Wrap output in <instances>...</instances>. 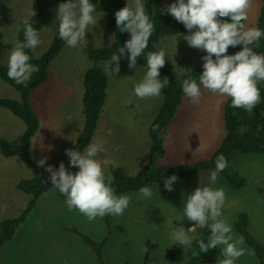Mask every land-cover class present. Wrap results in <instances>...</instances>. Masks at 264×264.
<instances>
[{
    "label": "rangeland",
    "instance_id": "1",
    "mask_svg": "<svg viewBox=\"0 0 264 264\" xmlns=\"http://www.w3.org/2000/svg\"><path fill=\"white\" fill-rule=\"evenodd\" d=\"M125 2L130 7L135 5V0ZM174 2L162 0L163 8ZM260 2L251 0L247 20L244 21L246 29L255 28ZM90 3L97 6L94 16L98 21L97 25L88 26L85 34L87 46L81 50L65 44L48 67L47 81L31 95L39 121L30 149V156L35 163L45 155L47 165L57 168L63 162L66 167L65 149H70L75 142L84 121L81 78L84 69L90 64L86 56L92 49L108 46L113 39L104 24V14L97 0H90ZM31 10H35V0H0V63L8 64L9 51L15 46L17 30L24 20L31 17ZM56 11L57 6L51 9L39 31L41 43L31 49L34 56H39L50 46L54 32L58 30ZM182 37L176 35L165 38L158 44V49L165 51V61L176 77L202 66L201 57L206 55L203 50L189 47ZM110 61L99 64L107 76V98L90 141L103 144L104 151L98 153L95 159L109 161L106 165L102 164L105 179L109 178L108 166L115 167L122 174L134 175L146 164L149 151L147 127L161 100L160 95L143 99L135 95L134 86L145 76L139 67L129 69L128 60L122 57L119 72L112 76L105 70ZM258 84L264 86V81ZM201 93L197 104L192 103L186 95L182 98L164 135L165 153L152 157L153 167L206 159L216 147L223 134L222 108L228 97L202 86ZM0 98L18 99V93L0 82ZM23 129L18 118L0 109V138L17 143ZM109 130L111 135L108 134ZM229 165L246 179V185L241 190L230 188L219 176L214 184L209 185V176L213 171L200 172L197 175L199 185L223 188L226 200L221 218L232 227L237 214L245 211L249 217L251 235L262 241L264 153L235 155ZM37 168L41 174L47 173L44 168ZM75 170L77 172L78 168L74 167V173ZM29 175L30 170L16 157L6 158L0 154V222L17 217L24 209L27 197L15 189V184ZM49 189L39 197L12 240L2 246L0 264H97L92 251L80 237L68 231L69 228L78 230L95 242L108 238L102 247L103 264H141V246L146 243L155 247L150 250L145 264H190L189 256L192 253L205 258L208 264H217V259L222 258L219 247L211 248L206 253L200 252L197 242L193 240V247L185 252L183 246L174 244L171 239L172 227L176 226L187 230L190 239L200 238L205 243L211 235V229L207 227H196L193 231L194 222L184 217L181 204L187 188L183 180L174 182L171 192L164 188V183L154 185L151 187L153 196L150 199H141L138 193L123 194L131 197L129 206L122 215L109 214L105 226L100 217L89 221L78 210L69 211L65 198L53 187ZM233 233L236 235L234 230ZM174 245L181 250L177 263L168 261V254ZM256 263V258L248 254L236 261V264Z\"/></svg>",
    "mask_w": 264,
    "mask_h": 264
},
{
    "label": "clouds",
    "instance_id": "2",
    "mask_svg": "<svg viewBox=\"0 0 264 264\" xmlns=\"http://www.w3.org/2000/svg\"><path fill=\"white\" fill-rule=\"evenodd\" d=\"M250 4L251 0H175L162 10L188 30V34L182 38L189 47L206 52V55L201 57L203 71L199 76V84L193 79H185L182 82V91L192 103H199L201 86L213 93L230 97L232 107L243 108L249 113L260 102L257 84L264 81V54H259L249 46L255 43L258 47L264 31L259 28L246 29L242 23L247 20ZM96 7L90 0H67L58 5L56 21L59 37L69 47L83 50L87 46L85 34L88 26H95L98 21L94 16ZM34 15L31 10L30 16ZM114 15L117 28L121 32H128L130 39L119 47L118 54H114L106 66V72L112 76L119 72V61L126 53L128 68H136L137 58L142 56L155 30L141 0H135L134 7L126 4ZM23 26L24 42L17 40L15 46L10 49L7 75L17 84L27 87L33 73L39 71V66L29 63L31 57L25 49H35L41 40L29 20H24ZM238 45H242L240 51L232 55L227 54L229 46ZM165 57L163 49L147 54L146 74L143 80L134 86L137 97H157L161 90L169 85L167 77L159 79V70L165 65ZM108 134L111 135V130ZM103 151L101 142L90 143L83 152L65 149L69 165L78 168L75 173L69 171L63 162H60L57 168L47 165L46 156L36 161L37 166L44 168L49 174L48 180L52 187L65 198L69 211L78 210L89 221L109 214L122 215L131 200L128 195L117 196L110 181L105 183L102 164L106 165L109 161L101 162L95 159L97 154ZM227 166L224 155H218L215 171L209 176V185L217 181L218 174ZM177 180L178 177L174 174L167 177L163 182L164 188L169 192L173 191V184ZM209 185L196 187L183 201L184 217L194 222L191 229H211L207 243L200 238L190 239L186 234L187 230L182 226L172 227L171 239L174 244L183 246L185 252L193 247V240L197 242L200 252L206 253L211 248L219 247L222 258L217 259V264H236L241 256L254 253L245 248L243 236L234 235L233 224L231 227L221 218V210L226 200L224 189H213ZM152 196L150 187L139 189V198L150 199ZM147 251L146 246H141L142 253Z\"/></svg>",
    "mask_w": 264,
    "mask_h": 264
},
{
    "label": "trees",
    "instance_id": "3",
    "mask_svg": "<svg viewBox=\"0 0 264 264\" xmlns=\"http://www.w3.org/2000/svg\"><path fill=\"white\" fill-rule=\"evenodd\" d=\"M260 1L261 5L257 13L255 28L264 31V0ZM63 2H67V0H35V15L27 20H29L39 33L42 25L49 17L51 9L56 6L58 7V5ZM141 2L144 5L146 14H148L150 20L154 24L155 29L149 38L147 48L142 53V56L137 58L136 66L146 74L147 54L149 52H158V44L163 39L187 34L188 30L170 14L162 12L164 9L162 0H141ZM97 3L104 14V24L111 32L113 39L108 46L92 49L86 56L90 64L88 68L84 69L81 78V103L84 121L79 132L80 134L77 135L78 137L73 143L74 146L72 145V148L70 147V149H76L80 152H83V149L89 145L102 113V109L106 103L107 76L100 68L99 64L111 60L114 54H118L119 47H122L124 42L130 39V34L128 32L119 31L115 23L114 13L126 5L125 0H97ZM242 23L245 24L244 21H242ZM17 40L24 42L23 23H21L17 30L16 41ZM65 44L66 43L60 39L57 30L54 32L50 46L39 56H34L31 49H25L26 53L31 57L29 63L39 66V71L33 73L27 87L17 84L14 80L10 79L7 75L8 64L0 63V82L8 85L18 93V99L0 98V109L7 110L13 117L18 118L24 126L17 143H10L4 138H0V154L6 158L16 157L31 172V176L29 175L27 178L21 179L17 182L18 184L16 183L15 185L16 190L21 191L27 197L24 209L17 217L7 218L0 222V250L6 242L12 239L15 231L18 230L20 225L25 221L27 215L34 209L39 197L52 187L50 180H48L49 174H41L35 161L30 156L31 141L39 128L38 116L33 108L31 95L47 81L49 76L48 67L60 54ZM258 45L257 47V44L254 43L249 47H252L259 54H264V36L261 37ZM241 48L242 45L236 47L229 46L227 54H235L240 51ZM124 57L127 59V53ZM159 71V79L162 80L164 77H167L169 79V85L161 90V100L147 127L149 140L148 161L141 170L138 169L134 175L122 174L115 167L109 166L110 175L108 179H105V183L107 184L110 181L115 194L120 196L127 193H138L141 187L151 188L154 185L163 184L164 179L174 174L178 177V180L184 181L187 188V195L196 187L200 186L197 175L204 171H215L216 158L218 155L223 154L228 162V166L220 172L218 176L230 188L236 191L241 190L246 185V179L238 173L235 168H232L229 163L235 155L264 153V86L257 84L260 90V102L250 113L243 108L232 107L230 97L225 100L221 118L223 121V134L209 157L194 162L153 167L151 165L152 157L165 153L164 135L176 114L182 98L185 96L182 91L183 80L193 79L199 84V76L203 68L202 66L193 68L181 74L179 77H176L169 70L165 61L164 67ZM66 168L74 173V167L69 165V158H67ZM34 187H36V189ZM29 189L31 191H29ZM262 192L264 195V191ZM34 196H38V199L37 197L35 199ZM182 207H184L183 202L181 204V208ZM102 218L107 221L109 219L108 215ZM104 220L103 226H105L107 222ZM248 226L249 217L246 212H239L236 218H234L233 230L237 236L244 237L245 246L253 251V255L257 260L256 264H264V240H256L251 235ZM68 231L80 237L81 241L86 244L92 253H95L94 257L97 264H103L102 247L106 243L107 237L99 242H95L74 228H69ZM145 246L148 251L143 253L141 264L147 262L150 250L155 247H152L150 243H146ZM180 252L179 246L174 245L173 249H171V252L168 254V261L177 263L179 261ZM189 263L208 264V261L200 255L192 253L189 256Z\"/></svg>",
    "mask_w": 264,
    "mask_h": 264
},
{
    "label": "bare ground",
    "instance_id": "4",
    "mask_svg": "<svg viewBox=\"0 0 264 264\" xmlns=\"http://www.w3.org/2000/svg\"><path fill=\"white\" fill-rule=\"evenodd\" d=\"M164 45V44H163ZM157 47V46H156ZM105 55H107V54H105ZM106 59V58H105ZM110 59V58H109ZM42 93V92H41ZM78 134H80V133H78ZM78 137V136H77ZM76 137V138H77ZM73 145V144H72ZM74 146V145H73ZM72 148V147H71ZM84 150V149H83ZM45 151V150H44ZM39 152V151H38ZM48 152V151H47ZM45 156V155H44ZM68 158V157H67ZM108 161V160H107ZM23 162V161H22ZM26 164V163H25ZM26 166H27V164H26ZM109 167V166H108ZM141 168H142V166H141ZM141 168H140V170H141ZM75 169H77L76 167H75ZM110 169V168H109ZM73 171H74V168H73ZM75 172H76V170H75ZM107 172H108V170H107ZM39 174V173H38ZM109 174V173H108ZM110 175V174H109ZM18 184V183H17ZM43 185V184H42ZM45 185V184H44ZM48 186V185H47ZM16 187V186H15ZM46 187V186H45ZM35 189H36V187H34ZM16 189V188H15ZM41 189V188H40ZM44 190V189H43ZM50 190V189H49ZM29 191H31L30 189H29ZM29 191H27V192H29ZM39 191V190H38ZM38 191H37V194H38ZM127 191V190H126ZM26 192V193H27ZM40 192H41V190H40ZM21 193V192H20ZM36 194V195H37ZM35 197V199H36V197H37V199H38V196H34ZM34 197H33V199H34ZM25 200H26V198H25ZM29 201V200H28ZM32 201H34V200H32ZM30 202H31V200H30ZM28 203V202H27ZM103 219V218H102ZM104 220V219H103ZM105 222L107 221V220H104ZM86 245V244H85ZM94 252V251H93ZM95 254V253H94Z\"/></svg>",
    "mask_w": 264,
    "mask_h": 264
},
{
    "label": "crops",
    "instance_id": "5",
    "mask_svg": "<svg viewBox=\"0 0 264 264\" xmlns=\"http://www.w3.org/2000/svg\"><path fill=\"white\" fill-rule=\"evenodd\" d=\"M11 241V240H10Z\"/></svg>",
    "mask_w": 264,
    "mask_h": 264
}]
</instances>
